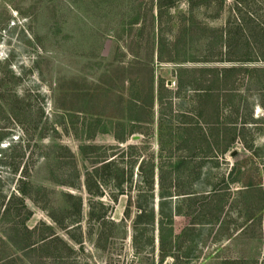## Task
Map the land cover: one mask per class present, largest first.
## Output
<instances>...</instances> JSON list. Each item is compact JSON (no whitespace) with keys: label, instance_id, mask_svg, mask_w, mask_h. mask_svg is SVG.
Instances as JSON below:
<instances>
[{"label":"rangeland","instance_id":"obj_1","mask_svg":"<svg viewBox=\"0 0 264 264\" xmlns=\"http://www.w3.org/2000/svg\"><path fill=\"white\" fill-rule=\"evenodd\" d=\"M148 1L0 0L3 88L15 90L8 102L31 139L14 165L19 172L25 166L33 186L50 189L56 207L64 193L83 203L80 230L70 233L82 244L57 230L72 250L58 246L64 250L61 259L46 257L55 255L53 249L29 259L34 264H264V75L252 74L250 82L242 70H264V61L229 62L248 52L245 40L251 35L242 33V0H199L194 7L190 0H174L162 21L156 20V1L143 4ZM251 1L264 7V0ZM251 22L264 30V21H245ZM231 26L235 53L225 43ZM260 37L263 41L264 34ZM116 65L130 69L131 80L122 85ZM224 68L236 69L235 91L231 81L226 91L212 90L219 121L214 118L210 136L192 113L197 95L185 79L197 84L201 70ZM139 69L154 75V105L136 113L141 122H134L115 112L134 98L149 101L147 75H138ZM182 69L187 72L180 78ZM75 83L86 102L96 96L88 113L59 109ZM161 85L166 94L160 102ZM19 127L12 126L0 145V190L7 194L16 179L2 157L6 146L23 137ZM33 135L43 137L37 146ZM203 136L211 145L200 140ZM229 138L234 143L223 152ZM195 140L201 143L192 151ZM250 187L252 195L245 193ZM90 201L93 214L107 218L106 238L99 242L102 226L88 221ZM27 203L30 228L51 225L44 211ZM141 209L146 212L138 220ZM24 253L20 259L29 261Z\"/></svg>","mask_w":264,"mask_h":264},{"label":"trees","instance_id":"obj_2","mask_svg":"<svg viewBox=\"0 0 264 264\" xmlns=\"http://www.w3.org/2000/svg\"><path fill=\"white\" fill-rule=\"evenodd\" d=\"M156 1V9H157V21H162L163 15L168 12L169 8L174 4V0H155ZM199 0H190L189 4L194 7L195 2ZM240 1V0H237ZM153 3L154 0H149L145 5L149 3ZM239 4V3H238ZM152 7V6H151ZM263 7V6H262ZM256 3L251 0H242V33L248 32L251 36L248 35V38L245 40V46L248 48L247 56H242L240 60H236L232 57L229 62H240L242 63H249L252 61H264V40H261V35L264 34V30H256V27H251L253 23H245V21H264V7L262 8ZM147 12V11H146ZM144 10V21L147 18V13ZM152 21L153 17H152ZM237 21H239L237 19ZM235 32L234 27L231 26L228 28V31L225 33V43H227V48L232 53L236 52V44L237 41L233 38V33ZM255 34V35H254ZM243 44V43H242ZM250 48L253 49L254 53L250 51ZM255 54L256 59H251V55ZM115 69L121 74L124 75L122 85L125 83L126 80H131L132 73L129 72L122 65H116ZM244 74H247L248 79L253 81L252 74L262 72L264 75V70L259 71L258 69H242ZM187 70L182 69L180 70V78L182 74H185ZM197 72V71H196ZM236 72V69H221V70H201L200 74L203 76L200 83H195L194 79L186 78L185 81L188 82V86L193 87V92L197 96H195L194 101V115H196L197 120L202 123L203 125L208 126L209 132L210 129L213 128L214 125V118L218 119V95L214 96L212 92L213 89L218 90L221 87H224L225 91L228 90L229 82L233 77V74ZM214 75V78L211 79V75ZM139 74H146L147 81H148V98L149 101L147 104L142 103L138 100V98L132 99L131 103L117 105L116 112L118 113L119 117H122L124 114H127V119L129 121L134 122H141L139 115L142 114L147 107L151 108L154 105V75L151 74V70H141L139 69ZM228 75V76H227ZM263 77V76H262ZM207 78V80H206ZM205 79V80H204ZM5 79L4 76L0 74V145L3 141L6 140L9 135L12 133V126H20V130L23 134V137L17 138V143L13 145L6 146L7 150L6 153L2 157V163L7 166L10 170L11 176H13V180L16 179V186L10 192V194L3 193L4 191L0 190V264H34L31 259H29V255L32 253H36L37 251H49L51 249L55 250V255L52 257L46 256L48 259L53 257L62 258L65 257L64 250L57 249L56 247L61 246L63 249L67 251L72 250V246L68 244L60 235H58L57 230H61L66 233V236L71 240V243H75L77 245L82 244V238L75 239L73 236H70L71 231L73 230H80L81 223H82V199L80 197H76L72 194H63L62 195V206L56 207L52 202V197L54 193L42 186H33L30 182V176L28 170L25 166L19 172V165H14V162L18 160L20 164V160L23 159L25 155V150L28 147L30 142V132L27 128H25L24 123L18 119L17 116V109L15 106H12L8 101L9 98H15L16 92L15 90L3 88V83ZM181 81H183L181 79ZM234 82L231 81L230 91H235L233 87ZM180 86H182V82H180ZM222 89V88H221ZM166 93L163 90V86L158 88V101H162L164 95ZM88 96L84 94V89L77 85L71 86L69 91L66 93L65 97L63 98L62 102L63 106H60L59 109L66 112H75V113H88L87 109L88 106L90 107L93 104V101L96 99V96L93 95L88 99L87 102L85 98ZM69 104V106L67 105ZM132 105V108L129 109L128 105ZM193 105V106H194ZM124 106V109L122 108ZM128 107V108H127ZM85 108V109H83ZM125 112L123 113V111ZM136 110V111H135ZM136 118H133L134 115ZM137 113V114H136ZM42 112V116H43ZM138 116V117H137ZM127 120V121H128ZM219 119L217 120L218 123ZM236 122V121H235ZM242 124H246L245 122ZM38 126V125H36ZM201 127V126H199ZM137 130H131L130 134ZM213 134L210 132V136ZM209 136V137H210ZM219 136V135H218ZM37 135H33L32 140L38 145V142L43 140V137H38L36 140ZM121 142H125V138H117ZM215 139V137H214ZM202 142L204 141L206 144H209V140L206 137H202L200 139ZM201 141L195 140L194 146L192 151L197 149L196 143H201ZM218 141V138H217ZM188 140L184 141L186 144ZM234 143V138L231 140L229 138L226 140L223 152H227L228 148L231 147V143ZM214 143V141H213ZM211 145V144H209ZM199 146H202L199 144ZM42 147V146H41ZM88 148V147H87ZM85 148V149H87ZM83 150V148H81ZM110 163L104 164V168H107ZM151 181L148 183L149 190L153 193V181H154V172L151 171ZM71 187L75 188L76 185H72ZM252 188V189H250ZM248 191H245L246 194L252 195L255 193L253 187H250ZM102 194L100 193V196ZM184 195V194H183ZM189 195V193L185 194ZM27 200H29L34 206L40 208L44 211L49 218L51 225L46 224L44 222H39L35 227L30 228L28 226V221L33 216L32 210L28 206ZM93 206L94 203L90 201V211L88 214V221L96 222L97 224L101 225V231L97 234L96 242L102 241L105 236V231L102 228L104 225L107 224L105 215L101 214L99 216H95L93 214ZM92 207V208H91ZM141 208V207H140ZM92 209V210H91ZM104 210V208H102ZM145 210L141 209L140 214L138 215L137 219L143 218L145 214ZM128 213H126V217H128ZM55 248V249H54ZM25 252V253H24ZM50 252V251H49ZM24 253L26 255L25 259L29 261H23L20 259L19 254ZM46 258V260H48ZM164 257H162V260Z\"/></svg>","mask_w":264,"mask_h":264},{"label":"crops","instance_id":"obj_3","mask_svg":"<svg viewBox=\"0 0 264 264\" xmlns=\"http://www.w3.org/2000/svg\"><path fill=\"white\" fill-rule=\"evenodd\" d=\"M207 136V135H206Z\"/></svg>","mask_w":264,"mask_h":264}]
</instances>
